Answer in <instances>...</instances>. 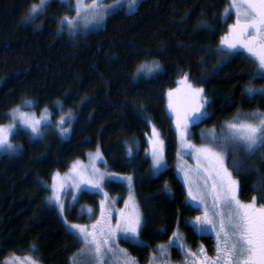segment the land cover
<instances>
[{
  "label": "trees",
  "instance_id": "1",
  "mask_svg": "<svg viewBox=\"0 0 264 264\" xmlns=\"http://www.w3.org/2000/svg\"><path fill=\"white\" fill-rule=\"evenodd\" d=\"M33 2L38 0H0V124L8 123L10 110L26 100L37 112L50 108L62 115L70 109L74 118L67 138H34L19 128L11 138L16 152L0 151V264L13 254L32 256L40 264H71L82 241L49 201V185L54 173L66 171L97 145L109 170L133 176L143 215L139 239L144 243L123 240L130 256L148 264L173 231L189 248L203 243L214 253V238L199 234L190 223L201 211L186 200L175 169L177 134L168 90H176L172 103L178 111L187 103L181 80L185 73L204 89L207 115L188 128L189 137L200 144L212 143L202 128L220 127L239 114L264 112V78L256 72L254 58L218 48L235 18L233 12H224L230 0H141L131 12L122 8L111 13L102 28L76 34L68 33L61 21L74 16L73 0H52L42 14L25 19ZM152 61L159 69L141 75L138 66ZM246 86L255 91L248 93ZM146 121L156 126L165 143L167 167L158 174L146 154L151 134ZM224 151L240 200L256 196L257 205L264 204V144L249 150L229 143ZM105 187L112 194L129 192L122 182L109 181ZM99 199L98 193L82 192L66 211L67 220L84 222L79 206L96 208ZM170 250L178 259L187 249Z\"/></svg>",
  "mask_w": 264,
  "mask_h": 264
},
{
  "label": "snow or ice",
  "instance_id": "2",
  "mask_svg": "<svg viewBox=\"0 0 264 264\" xmlns=\"http://www.w3.org/2000/svg\"><path fill=\"white\" fill-rule=\"evenodd\" d=\"M47 3L48 0L33 2L29 6L25 19H32L42 14ZM120 4L121 0H112L110 5H105L100 0H91L87 4L84 0H75V4L70 6L74 8L76 15H65L61 17V21H67L69 28H74L75 21L83 13H90L86 19L99 23L107 15L108 9ZM126 4L129 8L135 7L136 0H126ZM232 10L235 12V20L228 24L227 31L220 37L218 48L221 52L229 54L237 49L245 50L254 58L256 72L264 78V0H230L224 12L227 15ZM159 67L157 61H152L139 65L137 70L152 71ZM181 80L184 84L186 106L178 111L174 108L172 97L175 89L168 90V106L174 113L179 140L177 154L179 155L182 150H193L192 156L196 164L194 167L187 165L181 167L178 164L177 167L184 176V185L187 188L186 200L198 202L203 209L200 215L192 218L193 227L201 232L211 228L216 235L215 256L209 257L203 247H200L198 251L187 249L186 264H264V204L257 205L256 196L247 202L239 199L238 181L225 163L226 152L224 151L229 143L242 144L249 150L264 144V112L256 111L245 115L243 119L236 117L225 122L222 135L213 134L210 138L212 143L197 147L187 139L188 127L192 121L206 114L205 105L209 101L204 95V89L193 85L187 79V73L181 77ZM246 91L251 94L255 89L252 86H246ZM24 103L31 104L32 101L26 100ZM20 108L21 106L17 105L10 110L12 122L6 125L0 124V149L4 151L14 152L18 148V145L13 144L9 138L17 119L33 135L40 134L42 122L47 119L43 113L36 117L34 114L22 112ZM46 111L47 109L44 110ZM71 116L72 113L69 110L57 122L56 127L62 134L70 131L69 127L62 125L65 123V117H68L70 121ZM146 122L151 124V121ZM216 141H219V144ZM148 144L152 168L154 172H159L166 166L164 141L160 138V132L154 124H151ZM147 151L149 150L146 149ZM128 152H132L130 145ZM90 155L93 154L90 153ZM101 155L97 145L94 159L100 158ZM113 175L119 174L101 171L95 164L89 169L80 161H75L68 173L61 176L57 171L52 176L51 195L48 199L56 203L61 214L65 211V202L61 199V195L66 185L73 189L71 194L74 199L76 192L86 190L88 187L98 189L104 197L99 201L100 216L91 225L71 223L65 218L68 230L82 241L81 249L70 258L71 264H81L82 257H86L94 264H106V256L114 257V264H136L135 258L128 254L127 249L113 247V245L116 244L118 235L136 244H143L144 242L139 239L143 218L138 205L132 200V176L128 174L121 179L128 182L129 199L125 200V207L117 211L115 223H112V202L108 199V193L103 191V182L106 176ZM209 197L211 204L208 202ZM261 199H264V196ZM86 211L94 214L91 207ZM181 239V234L173 231L166 244L157 246V252L151 255L149 264H169L168 248ZM4 264H12V259L5 257ZM27 264H40V261L28 256Z\"/></svg>",
  "mask_w": 264,
  "mask_h": 264
},
{
  "label": "rangeland",
  "instance_id": "3",
  "mask_svg": "<svg viewBox=\"0 0 264 264\" xmlns=\"http://www.w3.org/2000/svg\"><path fill=\"white\" fill-rule=\"evenodd\" d=\"M52 1V0H48V3ZM59 1H63V2H68V1H71V0H59ZM141 0H136V5L135 7H132V8H129L127 7V4H126V0H121V4L115 8H110L108 9V12H107V15L104 17V19L102 21H100L99 23L95 22V21H92V20H88L86 19L90 13H83L81 15V17H79L76 21H75V27L74 28H69L68 24H67V21H63V23L66 25V29L68 31V33H72V34H76V33H80V32H84V33H88V32H91V31H94V30H98L100 28H102L105 23H106V20L108 18V16L119 10V9H126V11L128 12H131L133 10H135L138 6V4L140 3ZM91 0H84V3H90ZM101 3L105 4V5H110L112 3V0H100ZM47 3V5H48ZM75 4V0H73V5ZM46 5V6H47ZM231 12L234 13V17H235V12L234 10H232ZM76 15V12L74 13V16ZM235 20V18H234ZM234 22V21H233ZM232 22V23H233ZM236 51H242V52H245L246 54H248L249 56H251V54L247 53L245 50L243 49H237ZM252 57V56H251ZM253 58V57H252ZM159 69V68H158ZM157 69H154L152 71H148L147 69H141L139 71V73L142 75H150L151 73L155 72ZM183 97V95L181 96ZM59 107H61V105L59 104L58 105ZM186 106V104L182 103V108ZM57 108V107H56ZM20 110L24 113H29V114H34L36 117H39L41 116V114L43 113L47 119H45L43 122H42V126H41V132L39 135H33L31 134L30 130L27 129L24 125L20 124L19 123V119H17L16 123H15V127H14V130L13 132L10 134V140L13 136V134L16 132L17 129L21 128V129H24L28 132H30V134L32 135V137L34 138H40V139H44L50 135H58L62 138H67L69 136V132L66 133V134H62L59 129L56 127V124L57 122L59 121L60 119V115L61 113L59 112L57 114L56 111H54L53 109H47L46 112H44L45 108L43 110H41L40 112H37L34 107H33V103L31 104H24L21 106ZM70 109H65L63 110V114L64 115L65 113H68ZM258 111V110H257ZM253 112H256V111H253ZM253 112H248V113H243V114H239L238 116L236 117H240L241 119H243L245 117V115L247 114H250V113H253ZM259 112H263V111H259ZM71 113H72V116H71V119L70 121L68 120V117H65V123L62 125L63 127H68L69 128L71 127V122L73 120V113L74 111L71 110ZM206 113V112H205ZM61 115V116H62ZM207 114H205L204 116H206ZM202 116V117H204ZM201 117V118H202ZM235 117V118H236ZM201 118H199L198 120H194L190 123L189 127L197 122H199L201 120ZM234 119V118H233ZM232 119V120H233ZM12 122L11 120V116L9 115V122L10 123ZM6 123V124H8ZM5 124V125H6ZM224 125L223 124L222 126L220 127H204L202 128L201 130V133H203V135H205L208 139H210L212 137L213 134H215L216 136H220L223 134V131H224ZM173 127L175 129V132H176V128H175V121H173ZM59 132V133H58ZM189 133V132H188ZM61 134V135H60ZM177 134V133H176ZM63 135V136H62ZM150 134H148L147 136H149ZM65 136V137H64ZM160 138L163 140L162 136L160 135ZM187 139L191 141V143L193 145H196L197 147H199L200 145H202V143H198L194 140V138H190L189 135L187 136ZM211 140V139H210ZM164 141V140H163ZM147 143H148V140H147ZM236 144V143H235ZM237 145H240V146H243L242 144H237ZM179 147V140L177 138V149ZM258 147V146H257ZM256 147V148H257ZM149 151L146 152V154L149 156L150 160H151V163H152V159H151V155H150V145L148 144V148H147ZM255 149V148H254ZM253 150V149H252ZM1 152H8V151H4L2 149H0ZM192 151L193 150H182L180 152V154L176 155V161H175V169H176V172H177V175L178 177L180 178V180L182 181V183L184 184V176H183V173L181 172L180 168L177 167V165H181V167L187 165V166H192L194 167L195 164H196V160L193 158L192 156ZM16 151L14 152H8L10 154H14ZM93 154V155H90ZM96 153V150H92L90 151L89 153H87L86 157L84 159H79L77 161H80L81 164L87 168H91L93 166V164H95V166L97 168H99L101 171H104V172H107V173H114V174H119V175H113L111 177H108L106 176L105 179H104V182H103V191L104 192H107L108 193V199L112 202L111 203V213H112V223L114 224L115 223V217H116V214H117V211L121 208H124L125 207V200L126 199H129V192L126 194V195H121L119 193H111L110 191H108L105 187V184L109 181H114V182H122L125 184L127 190H129V186H128V182L121 179V177L127 175V174H121V173H117V172H114V171H111L109 170L108 168V165L105 161V158L102 154V152L100 151V153L102 154L100 158H96L94 159V154ZM164 159H165V162H166V157H165V143H164ZM225 163H226V159H225ZM227 164V163H226ZM72 166V165H71ZM70 166V168H71ZM167 167V162H166V166L161 169L159 172H154L153 168H152V171L154 174H158L160 172H162L165 168ZM70 168H68L66 171H61L59 172L61 174V176H63L64 174L68 173ZM132 176V175H131ZM192 179H194V177H192ZM58 181H59V178H58ZM53 183V180L51 181V184L49 185L50 187V190H51V185ZM185 186V185H184ZM186 189V192H187V188L185 187ZM93 192V193H98L100 195V199H104V197L102 196L101 192L94 188V187H88L86 190H81V191H78L76 192V196H75V199L73 198V195L71 194L73 192V189L70 187V186H65L64 190H63V194L61 195V199L65 202V211L63 214L60 213V210L59 208L57 207L56 203L54 201H50L59 211L60 215L62 216L63 220L65 221V218L67 220V215H66V211L67 210H70L71 208H73L78 199H79V196L82 192ZM51 195V194H50ZM126 196V197H125ZM131 197H132V200H134L135 204L138 205V202H137V199H136V196H135V193H134V190H133V176H132V185H131ZM239 197V196H238ZM240 199V198H239ZM190 203L192 205H194L195 207H198L202 213L203 209L199 206V203L196 202V201H192L191 199H189ZM208 202L209 204H211V198L209 197L208 198ZM123 203V204H122ZM131 203V201H130ZM91 207L93 209V213H88L86 211L87 208ZM139 207V205H138ZM98 208V209H97ZM83 209V210H82ZM97 209V210H96ZM79 210H80V216L81 215H85L86 216V220L82 223H78V224H86V225H91L96 219L98 216H100V204L98 203V206L96 208H94L93 206L91 205H87V204H81L79 206ZM139 211L142 215V212H141V209L139 207ZM200 213V214H201ZM199 214V215H200ZM142 218H143V215H142ZM68 221V220H67ZM69 222V221H68ZM66 223V222H65ZM72 223V222H71ZM74 223V222H73ZM190 223L193 225V221L192 219L190 220ZM67 228H68V225L66 224ZM196 230V229H195ZM199 234L201 235H209V236H212L214 238V241H215V249H216V235H215V232L211 230V228H209L207 231H204V232H201V231H198L196 230ZM73 233V232H72ZM181 241L177 242V243H173L169 248H168V261H169V264H186V261H185V253L183 255H181V258H173L172 256V252L170 250V248L173 246V247H178L179 248V252H182L183 250H186V249H191L192 251H198L200 247H203L205 253L209 256V257H213L216 255V251H214V253H210L208 252V249L205 245H203V243H200L199 246L195 248H189L187 246V244H185L184 242V238L183 236L181 235ZM125 240V238L122 236V235H118V238H117V241H116V244L113 245V247H120V248H124L122 245V241ZM181 245H183V247H181ZM157 252V251H156ZM129 254V253H128ZM130 255V254H129ZM180 259V260H179ZM105 260H106V264H114V257L112 256H106L105 257ZM136 261V260H135ZM12 264H27V258L25 257H16V258H12ZM81 264H94V262L90 261L89 259H87L86 257H82L81 258ZM136 264H139L137 261H136ZM149 264V263H148Z\"/></svg>",
  "mask_w": 264,
  "mask_h": 264
}]
</instances>
